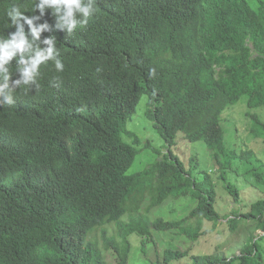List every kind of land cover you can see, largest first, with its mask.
Segmentation results:
<instances>
[{"label":"trees","instance_id":"obj_1","mask_svg":"<svg viewBox=\"0 0 264 264\" xmlns=\"http://www.w3.org/2000/svg\"><path fill=\"white\" fill-rule=\"evenodd\" d=\"M255 1L256 7L248 0H97L85 26L54 33L63 72L49 61L40 68L39 91L18 88L14 103L0 106V264H108L107 252L127 264L133 232L144 252L150 227L176 229L191 242L212 231L203 224L221 218L214 183L174 154L179 135L204 143L235 202L239 189L228 171L237 160L252 171L262 197L226 222L231 231L251 223L262 234L251 232L229 258L221 246L198 254L168 248L162 264L187 256L190 264H264V170H254L249 152L228 147L221 122L239 101L264 108V0ZM13 4L34 6L0 0L5 36L14 30L5 28ZM43 20L54 24L50 13ZM143 95L166 152L129 172L140 138L126 121ZM251 122L254 134L264 133L257 114ZM183 197L196 204L180 219L147 222L138 212L144 202L150 209ZM133 211L129 224H119ZM108 223L117 224L119 240L107 234ZM97 233L101 246L92 239Z\"/></svg>","mask_w":264,"mask_h":264},{"label":"rangeland","instance_id":"obj_2","mask_svg":"<svg viewBox=\"0 0 264 264\" xmlns=\"http://www.w3.org/2000/svg\"><path fill=\"white\" fill-rule=\"evenodd\" d=\"M252 7L258 5L255 0H248ZM146 95H143L132 115L126 121V130L135 133L140 138L137 146L138 153L133 161L129 172H136L150 165L156 158H159L166 152L163 146V140L152 126L145 115ZM257 114L264 123V108H248L244 101H239L235 105L226 108L222 113L221 122L224 128L226 144L237 154L241 155L242 151L251 154L254 170H264V133L254 134L252 131V115ZM125 141L132 144L133 137L123 134ZM148 144L150 147H145ZM135 145V144H134ZM145 145V146H144ZM174 154L188 167L189 163L197 165L198 170H204L212 178L215 186V209L221 216L218 223L213 226L210 222H204L203 228L213 229L209 233L199 237L195 242H191L187 237L178 232L176 229L158 230L150 227V237L144 239V252L141 251L140 243L143 240L133 232L127 239L130 243V253L127 264H162L163 252L165 249H187L189 254L210 253L221 246V255L229 258L240 254L241 247L248 239L252 232L254 236L262 234L260 230H254L251 223H241L237 231H231L230 225L227 224L226 216L235 210L238 213H244L248 205L256 199L262 197V186H260L252 174V171H243L239 161L234 162L232 170L228 171V180L236 185L239 189V201H234L232 196L227 192L224 183L219 177V170L211 157L210 151L203 142H189L182 135L176 140L173 146ZM197 170V171H198ZM148 202H144L139 209L147 222L161 217L166 220L180 219L190 212L195 206L194 199L189 197L167 198L161 205L150 209L146 208ZM136 216L134 211L126 214L120 219L119 224H129V217ZM135 223V222H132ZM104 228L108 235L120 239L118 226L116 223L105 224ZM99 233L93 236L98 246L101 241L98 238ZM264 260V252L262 254ZM108 264H118V258L112 252L106 253ZM170 264H190L189 256L171 261Z\"/></svg>","mask_w":264,"mask_h":264},{"label":"clouds","instance_id":"obj_3","mask_svg":"<svg viewBox=\"0 0 264 264\" xmlns=\"http://www.w3.org/2000/svg\"><path fill=\"white\" fill-rule=\"evenodd\" d=\"M33 3L30 11L17 4L6 11L5 28L14 30L6 36L0 34V106L13 104V93L18 88L23 87L25 94L39 91L40 68L49 61L57 72H63L64 63L54 33L59 30L72 35L78 27L85 26L96 11L97 0H33ZM47 13L54 18V24L43 20ZM44 33L53 34L42 38ZM54 86L59 87V83Z\"/></svg>","mask_w":264,"mask_h":264}]
</instances>
